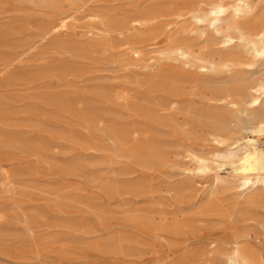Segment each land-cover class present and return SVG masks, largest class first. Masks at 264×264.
Wrapping results in <instances>:
<instances>
[{
	"label": "rangeland",
	"instance_id": "obj_1",
	"mask_svg": "<svg viewBox=\"0 0 264 264\" xmlns=\"http://www.w3.org/2000/svg\"><path fill=\"white\" fill-rule=\"evenodd\" d=\"M186 2L0 0V264H225L234 227L264 245L237 166L196 162L247 139L264 149L235 96L264 79V57L200 68L238 47ZM252 6L249 30L264 19V0ZM223 88L234 95L219 102Z\"/></svg>",
	"mask_w": 264,
	"mask_h": 264
},
{
	"label": "bare ground",
	"instance_id": "obj_2",
	"mask_svg": "<svg viewBox=\"0 0 264 264\" xmlns=\"http://www.w3.org/2000/svg\"><path fill=\"white\" fill-rule=\"evenodd\" d=\"M192 2L193 1L187 0L186 4H184V5H186L185 7L187 9H189V11L191 12L192 18L195 20V23L200 28L210 29L214 33H217L216 35L219 34L221 36L220 39H221L222 45L223 44L228 45V46L230 45V47H231V45H234V46L238 47L237 50H234V51H238V52L230 53L229 55H226V56L222 57L221 59H219V61H217V62L206 61L203 65L200 66V68H204V69L220 68V69H218V71L221 70V72L226 73L229 71H233L239 67L242 68V66H250V64L244 63L243 58L240 55L241 53H243L244 55L246 54L248 56H251L253 58H259V57L263 58L264 57V19L261 22H258L257 24L254 22L255 26L252 30H249V29H247L241 25V21L243 19L249 18L253 13L254 8L252 6V0H219L218 2L209 4L206 6L204 5V6H198V7L196 5H194ZM254 15H256V14H254ZM258 16H260V15H258ZM228 49H230V48H227L226 50H228ZM230 51L232 52V50H230ZM171 54L176 55L177 57L188 59L191 55V52H189L188 50H186L182 47H174L171 50ZM258 63H260V62H258ZM252 64H253V62H252ZM246 69H248V68H246ZM237 70L239 72V69H237ZM237 70H236V72H237ZM260 71H262V70H260ZM233 72H231V73H233ZM236 72L234 74L237 76ZM257 72H258V70H257ZM257 72H256V74H257ZM218 74H220V73H218ZM246 74H248V72ZM229 75H230V73H229ZM244 76H246V75H244ZM230 77H231V75H230ZM252 77H254V76H252ZM242 78H239V80L240 79L242 80ZM250 78H251V76H250ZM261 78H264V74L262 75ZM248 83H250V81ZM255 83H256L255 86H253V87L248 86L247 87L248 91H243L241 89V87L236 88L235 90H237L238 92L237 91L235 92V96H240V97L244 98V105L246 106V108H248V110L249 109L251 111L255 110V113L250 114V115L247 114L248 110L246 111L245 114H247L246 115L247 117L244 118L243 124L246 126V128L250 127L251 125H254L255 126L254 132H257L259 134L264 135V79L260 80L259 82H255ZM255 83L253 81V85ZM246 85H247V83H246ZM251 85H252V83H251ZM223 89L221 90L222 93H219V96H220L219 102L220 101L223 102V100H225L227 97H231L232 94L234 95V93L231 94V92H233L234 90L232 91V90H230V88H226V89L223 88ZM241 102L242 101H240V103ZM233 104L234 103H232V105ZM226 105H228V104H226ZM257 109H259V110H257ZM233 110H235V109H233ZM256 110L258 112H256ZM235 112H236V110H235ZM239 112H241V111H239ZM225 118L224 117L221 118L220 119L221 122ZM233 119H235V118L233 117ZM217 120H219V119H217ZM215 122H217V121H215ZM225 122H226V120H225ZM231 128H232V126H231ZM227 130H229V128ZM219 139H221V138H219ZM219 139L216 137L214 138V140L218 141L219 143H222V141H220ZM234 144H236L237 146L231 148L232 145H230V146L226 147L222 153H220V154L218 153L215 157L212 156V157H214V159L211 163L209 162L211 159L207 160V159L201 158V156H199L200 158L198 157V159L196 161L197 165H198L197 169H199L201 172H203V171H207V170L211 169L213 167V165H214V167L222 166L223 164H230L231 166L236 165L237 169H238V174H237L238 175V181H237L238 185H237V187L241 190L240 191L241 203L246 204V207H247V205L248 206L250 205V207L251 206L264 207V200L259 199L256 196L257 194L255 193V192H259V191H264V149L261 148V146L256 141H254V139H247L246 142H242V143L236 142ZM219 182H220V178H217L216 183L219 184ZM237 187H234V188L237 189ZM246 207H244V208H246ZM235 209H236V207H235ZM242 209H240L239 211H241ZM248 210H250V209H248ZM244 211H245V209H244ZM250 215H251V213H250ZM231 218H232V216H231ZM236 218L237 217H235V219ZM243 218H244V216H243ZM240 219H239V222H240ZM248 220L250 221V219H248ZM246 221L247 220H245L244 222H246ZM222 243L223 244L221 246L224 245L226 247V253H224L225 264H264V245H263V243H261L259 241L258 237H256L254 232L252 230H250L249 228L248 229L245 228L243 230H240L239 227H234L231 231V235L228 236V238H226L225 240L223 239ZM210 246H211V248L208 250L209 254L217 252L218 245L216 243H211ZM218 260H220V259H218Z\"/></svg>",
	"mask_w": 264,
	"mask_h": 264
}]
</instances>
